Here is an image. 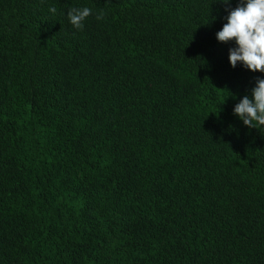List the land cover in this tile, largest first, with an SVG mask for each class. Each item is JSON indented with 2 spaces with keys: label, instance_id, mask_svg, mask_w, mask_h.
<instances>
[{
  "label": "trees",
  "instance_id": "trees-1",
  "mask_svg": "<svg viewBox=\"0 0 264 264\" xmlns=\"http://www.w3.org/2000/svg\"><path fill=\"white\" fill-rule=\"evenodd\" d=\"M238 3L0 0V264H264Z\"/></svg>",
  "mask_w": 264,
  "mask_h": 264
},
{
  "label": "clouds",
  "instance_id": "clouds-1",
  "mask_svg": "<svg viewBox=\"0 0 264 264\" xmlns=\"http://www.w3.org/2000/svg\"><path fill=\"white\" fill-rule=\"evenodd\" d=\"M228 5L230 0H220ZM49 11L56 13L55 7ZM227 23L216 33L219 42L227 43L235 40L237 47L229 49V60L233 68L238 63L252 72L264 73V0H239L235 9L229 10ZM92 14L88 7L70 8L68 19L71 25L79 30L84 27V21ZM101 11L97 20H102ZM234 115L249 128L264 127V79L257 78L256 87L251 91V98L245 95L234 107Z\"/></svg>",
  "mask_w": 264,
  "mask_h": 264
}]
</instances>
